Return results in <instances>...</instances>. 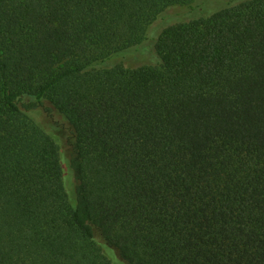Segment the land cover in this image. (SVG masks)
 I'll list each match as a JSON object with an SVG mask.
<instances>
[{
	"label": "trees",
	"instance_id": "16d2710c",
	"mask_svg": "<svg viewBox=\"0 0 264 264\" xmlns=\"http://www.w3.org/2000/svg\"><path fill=\"white\" fill-rule=\"evenodd\" d=\"M0 264H264V0H0Z\"/></svg>",
	"mask_w": 264,
	"mask_h": 264
},
{
	"label": "rangeland",
	"instance_id": "374dc122",
	"mask_svg": "<svg viewBox=\"0 0 264 264\" xmlns=\"http://www.w3.org/2000/svg\"><path fill=\"white\" fill-rule=\"evenodd\" d=\"M181 11V8L180 9H172V10H169L166 14V16H170V17H173L175 16L178 12ZM137 61L135 60H131L130 58L128 59V63L130 64H136Z\"/></svg>",
	"mask_w": 264,
	"mask_h": 264
}]
</instances>
